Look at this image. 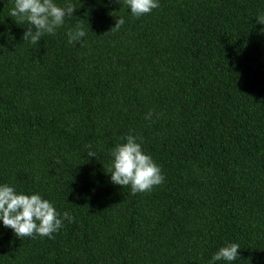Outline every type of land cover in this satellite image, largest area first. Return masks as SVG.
<instances>
[{
  "label": "trees",
  "instance_id": "obj_1",
  "mask_svg": "<svg viewBox=\"0 0 264 264\" xmlns=\"http://www.w3.org/2000/svg\"><path fill=\"white\" fill-rule=\"evenodd\" d=\"M71 3L32 45L0 0V184L75 218L53 239L0 221V264H209L230 242L239 257L215 264H264V0H159L140 17ZM129 132L165 176L149 192L106 172Z\"/></svg>",
  "mask_w": 264,
  "mask_h": 264
},
{
  "label": "clouds",
  "instance_id": "obj_2",
  "mask_svg": "<svg viewBox=\"0 0 264 264\" xmlns=\"http://www.w3.org/2000/svg\"><path fill=\"white\" fill-rule=\"evenodd\" d=\"M125 3L135 17L149 14L159 7V0H125ZM76 9L71 0H65L63 4H58L56 0H14V7L10 10L9 16L17 18L16 23L18 20L28 25L22 40L36 45L45 34L55 35L56 30L65 24L66 19L74 16ZM258 21L264 24V15L258 17ZM124 22V18L119 17L110 30H118ZM261 31L264 32V29ZM86 35L81 19L74 28L68 30V43L73 45L79 43L83 46ZM151 116L150 111L145 118L150 119ZM120 139L124 142L111 150V168L106 171L110 173L111 182L122 187L130 186L132 194L149 192L153 187L164 183L165 176L161 166L155 162L151 154L143 150L142 138L129 132ZM86 147L90 149L87 156L97 158L96 152L91 150V145ZM74 219L68 211L59 212L53 202L42 198L38 192L26 194L17 191L13 185L0 184V221L5 227L12 229L19 238H35L38 235L53 239V234L64 226V220L71 223ZM239 249L241 248L238 243H227L218 249L209 264H215L220 260L235 261L240 255Z\"/></svg>",
  "mask_w": 264,
  "mask_h": 264
}]
</instances>
